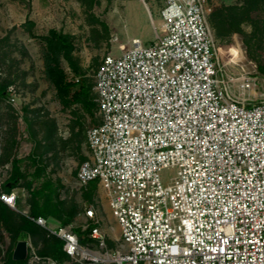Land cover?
Listing matches in <instances>:
<instances>
[{"label":"built area","instance_id":"obj_1","mask_svg":"<svg viewBox=\"0 0 264 264\" xmlns=\"http://www.w3.org/2000/svg\"><path fill=\"white\" fill-rule=\"evenodd\" d=\"M213 1L163 0L156 38H134L97 69L100 119L77 183L105 186L121 234L109 249L92 206L90 245L72 227L35 219L64 242L63 264H264V101L232 92ZM17 200L0 188V202L15 209ZM31 254L28 264H59Z\"/></svg>","mask_w":264,"mask_h":264},{"label":"rangeland","instance_id":"obj_2","mask_svg":"<svg viewBox=\"0 0 264 264\" xmlns=\"http://www.w3.org/2000/svg\"><path fill=\"white\" fill-rule=\"evenodd\" d=\"M251 4L214 0L208 6L216 52L228 71L232 92L247 104L264 101L260 70L264 68V1L253 10ZM162 6L163 0H0V90L7 88L0 97V188L11 186L12 163L18 159L25 174L15 186L20 197L31 202L33 192L52 182L56 199L73 213L69 227L84 228L86 211L94 207L109 249L115 248L121 231L107 190L98 183L90 201L89 186L77 183L78 169L90 156L87 133L100 119L95 73L106 56L119 53L134 38L151 43L160 33ZM222 8L236 18L239 30L222 28L218 37L212 18ZM52 31L67 37L66 51L57 52L49 43ZM53 57L68 81L84 79L92 87L90 110L83 103L62 102L47 73ZM11 87L16 91L14 103ZM33 156L43 168L40 177L34 176ZM172 175V170L163 172L164 181Z\"/></svg>","mask_w":264,"mask_h":264},{"label":"trees","instance_id":"obj_3","mask_svg":"<svg viewBox=\"0 0 264 264\" xmlns=\"http://www.w3.org/2000/svg\"><path fill=\"white\" fill-rule=\"evenodd\" d=\"M262 1L264 0H246L248 4L252 3L251 10L256 9ZM222 9L212 18V23L218 37L222 35V28L232 27L237 31L239 30V25L236 24V18L229 17V15L224 13L225 9ZM47 40L51 45L55 44L57 52L62 50L66 51L68 48L67 37L62 33L52 31V38H47ZM70 51L71 50L69 48L66 56L70 55ZM47 67V73L65 105L83 103L89 110L92 108V105H94L93 103H90L92 87L87 84L86 80L79 79V81H68L66 73L60 68L58 59L55 57L50 59ZM260 70L264 73V68H260ZM6 92L7 88H2L0 90V97H4ZM32 159L34 165L36 166L34 176L40 177L43 173V168L40 166V162L37 157L33 156ZM19 164L20 161L18 159H14L12 163V176L10 177L11 186L4 189V191L10 192L12 187L17 186L19 182L25 178V174L22 173ZM98 183V181H93L88 185L90 191L87 194V198L90 201L92 200L93 193L97 190ZM56 195V189L50 181H46L41 189L33 192L30 217L23 218V225L19 228V231L26 234L28 233L32 236L33 244L38 255L44 258H51L57 263L63 264L70 259L64 251V242L35 222V219L43 217L47 220L58 221L61 224V227H67L72 223V211L65 210L62 203L56 199ZM30 218H34V221ZM0 221H2L5 227H8L11 221V209L3 202H0ZM95 226V224L91 223L87 229L82 227L73 229V231L78 235L82 245L85 246L95 243V241L90 237V233ZM28 251V257L23 261L14 260L13 251L7 254V260L13 264H26L31 256V249L29 248Z\"/></svg>","mask_w":264,"mask_h":264},{"label":"crops","instance_id":"obj_4","mask_svg":"<svg viewBox=\"0 0 264 264\" xmlns=\"http://www.w3.org/2000/svg\"><path fill=\"white\" fill-rule=\"evenodd\" d=\"M146 42H148V40ZM11 191L12 192L14 191L18 194V200H17V206L15 209L10 207L11 221L9 223V226L5 227L2 221H0V247L2 248V253L0 254V264H13L7 260V254L13 251V255H14L16 246L20 241H26L28 243V249L29 248L31 249V253H32V249H35L36 251V248L34 247V244H33L32 236L28 233L26 234L24 232L22 233L19 231V228L23 225V218L30 217L31 202L26 201V199H24L23 197H20V194L16 190V187H12ZM30 219L34 221V218H30ZM47 221L53 227L61 226L59 222H55L53 220H47ZM31 253L30 255L32 256ZM28 254H29V251H28ZM13 259H14V256H13ZM26 264H28V262Z\"/></svg>","mask_w":264,"mask_h":264},{"label":"water","instance_id":"obj_5","mask_svg":"<svg viewBox=\"0 0 264 264\" xmlns=\"http://www.w3.org/2000/svg\"><path fill=\"white\" fill-rule=\"evenodd\" d=\"M14 259L16 261H23L28 257V243L26 241H20L14 251Z\"/></svg>","mask_w":264,"mask_h":264},{"label":"clouds","instance_id":"obj_6","mask_svg":"<svg viewBox=\"0 0 264 264\" xmlns=\"http://www.w3.org/2000/svg\"><path fill=\"white\" fill-rule=\"evenodd\" d=\"M230 51H232V54L235 55V50H231V49H230Z\"/></svg>","mask_w":264,"mask_h":264},{"label":"snow or ice","instance_id":"obj_7","mask_svg":"<svg viewBox=\"0 0 264 264\" xmlns=\"http://www.w3.org/2000/svg\"><path fill=\"white\" fill-rule=\"evenodd\" d=\"M207 206V205H206Z\"/></svg>","mask_w":264,"mask_h":264}]
</instances>
